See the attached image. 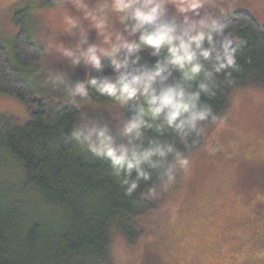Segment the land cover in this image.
<instances>
[{"label":"trees","instance_id":"trees-1","mask_svg":"<svg viewBox=\"0 0 264 264\" xmlns=\"http://www.w3.org/2000/svg\"><path fill=\"white\" fill-rule=\"evenodd\" d=\"M54 2L50 0L46 5L52 6ZM18 12L12 15V21L23 24ZM218 25L236 37L233 46L237 49V68L207 80L205 71L211 72V66L201 59L205 71L197 79L185 81L178 70L171 69L165 81L169 85H181L186 93L198 91L200 83L212 86L215 95L209 97L202 93L197 105V109L211 108L209 118L198 122L196 130L182 141L173 129L163 124V116L152 120L146 115L144 119L151 127L143 128L141 137L133 143L141 147H148L150 143L171 144L187 159L202 146L206 131L228 112L233 93L264 88V24L250 12L238 10ZM210 32L218 47L220 38L216 37L215 29ZM134 39L141 47L127 62L126 50L117 70L111 58L106 57L100 61L99 68H91L86 87L89 79L111 78L120 69L147 74L157 62L166 64L170 58L161 51L152 56V49L139 39L138 33ZM203 46H208L207 38ZM13 57L22 68L31 67L42 57V47L30 40L26 27L15 35ZM0 94L24 101L29 110L24 123L0 113V264H113L110 250L114 239L122 237L131 245L138 242L146 235L147 216L162 210L174 197L175 177L171 183H164L166 176L162 174L170 163L174 170L175 153H169L163 160L153 157L155 168L143 164L151 179L139 180L136 191L125 195L120 181L135 179V171L127 177L123 174L117 177L107 160L71 140L68 134L82 127L78 123V108L35 96L29 82L16 74L1 47ZM88 97L97 103L115 101L91 88ZM141 107L147 105L126 104L124 118L137 114ZM150 187L155 188V194L148 197Z\"/></svg>","mask_w":264,"mask_h":264},{"label":"rangeland","instance_id":"rangeland-1","mask_svg":"<svg viewBox=\"0 0 264 264\" xmlns=\"http://www.w3.org/2000/svg\"><path fill=\"white\" fill-rule=\"evenodd\" d=\"M48 1L0 0L1 49L35 96L75 105L78 123L107 125L117 145L127 144L120 134L126 104L73 97L70 87L86 84L93 67L86 64L88 47H97L102 61L108 57L106 35L111 34V42L117 33L133 42L135 34L129 35L120 23V14L111 7L113 0H55L52 6L46 5ZM202 4L199 15L218 22L246 10L264 24V0H202ZM102 5L108 20L105 29L97 16ZM17 11L23 24L12 21ZM173 18L182 23V14L169 3L165 19ZM22 27L42 47L41 59L28 68L17 65L13 57V41ZM122 52L116 56L119 66ZM161 54L169 55L166 49ZM77 59L80 63L75 64ZM138 102L146 106L143 97L127 104ZM0 113L20 123L29 117L24 101L4 94ZM187 160L186 169L174 167V197L144 220L146 235L132 245L122 237L114 239L113 264H231L234 259V264H264V88L233 93L228 112L206 131L202 146Z\"/></svg>","mask_w":264,"mask_h":264},{"label":"clouds","instance_id":"clouds-1","mask_svg":"<svg viewBox=\"0 0 264 264\" xmlns=\"http://www.w3.org/2000/svg\"><path fill=\"white\" fill-rule=\"evenodd\" d=\"M169 3H172L177 12L182 14L181 24H178L174 18L165 19ZM105 7L100 6L97 14L104 29L108 22L107 17L103 15ZM111 7L114 12L120 14L119 21L125 25L128 34L138 33L139 39L152 49V56H157L161 49H166L170 58L166 64L157 62L154 70L147 74L142 71L117 72L111 78L100 76L89 79L87 82L89 87H86L83 81L70 87V95L73 97H88L91 88L101 96L110 97L121 105L137 97H143L147 107H141L138 113L126 119L120 128V134L127 138V144L117 145L107 125L97 122L76 127L68 136L77 144L86 147L96 157L107 160L115 176L120 177L123 174L127 177L134 170L135 179L125 178L120 181L124 186L125 195L130 196L139 187V180L151 179V175L142 165L147 163L155 168L157 164L153 161V157L163 160L169 153H175L173 161L180 168L186 169L189 163L179 151L174 150L171 144L150 143L148 147H141L133 143L141 137L143 128L151 127L144 117L147 115L152 120H156L163 116V124L173 129L183 141L196 130L198 122L206 121L211 114L209 106L197 109V105L202 93L209 97L215 95L213 87L200 83L198 91L186 93L179 84L165 83L171 75V69L178 70L185 81L195 80L202 71H205L201 59L211 66V72L205 71L207 80L227 69H235L237 49L233 45L236 43V37L230 32H225L224 27L218 25L216 18L199 15L198 10L203 7L202 0H113ZM189 13L192 15L189 16ZM193 16L199 18L193 19ZM211 29H215L216 37L220 38L218 47L217 40L210 32ZM110 35L105 36V43L109 44L105 55L111 58V64L114 70H117L118 53L126 50L124 60L127 62L129 56L141 45L126 40L120 33L116 34L115 42H111ZM205 38H207V47L203 46ZM86 54V64L99 68L101 55L98 48L90 46ZM74 63H80L79 59ZM226 74L230 75V73ZM212 118L215 119V116ZM162 175L166 176L164 183L173 181L171 163ZM154 194L155 188L150 187L146 195L151 197Z\"/></svg>","mask_w":264,"mask_h":264},{"label":"crops","instance_id":"crops-1","mask_svg":"<svg viewBox=\"0 0 264 264\" xmlns=\"http://www.w3.org/2000/svg\"><path fill=\"white\" fill-rule=\"evenodd\" d=\"M30 13H32V12H30ZM30 13H29V14H30ZM27 30H28V28H27ZM28 32H29V30H28ZM29 36H30V34H29ZM30 39H32L31 36H30ZM33 42H34V41H33Z\"/></svg>","mask_w":264,"mask_h":264},{"label":"flooded vegetation","instance_id":"flooded-vegetation-1","mask_svg":"<svg viewBox=\"0 0 264 264\" xmlns=\"http://www.w3.org/2000/svg\"><path fill=\"white\" fill-rule=\"evenodd\" d=\"M234 260H235V259H234ZM234 260H233V262H229V263L234 264Z\"/></svg>","mask_w":264,"mask_h":264}]
</instances>
